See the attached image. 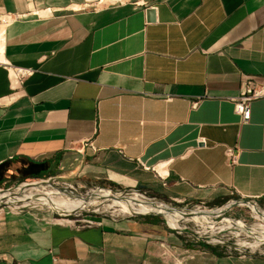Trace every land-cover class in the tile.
<instances>
[{
	"label": "crops",
	"instance_id": "1",
	"mask_svg": "<svg viewBox=\"0 0 264 264\" xmlns=\"http://www.w3.org/2000/svg\"><path fill=\"white\" fill-rule=\"evenodd\" d=\"M28 11L39 17L5 30V59L32 73L20 82L0 66V180L107 179L264 208V98L247 122L229 100L242 82L264 86V0H0V12ZM223 146L236 148L232 167ZM49 218L0 211V264H176L156 241L183 240L141 217ZM192 255L184 264H264L225 245Z\"/></svg>",
	"mask_w": 264,
	"mask_h": 264
},
{
	"label": "rangeland",
	"instance_id": "2",
	"mask_svg": "<svg viewBox=\"0 0 264 264\" xmlns=\"http://www.w3.org/2000/svg\"><path fill=\"white\" fill-rule=\"evenodd\" d=\"M70 178V177H69ZM40 180L46 181V182H39L36 187L38 190H42L40 187H44L43 185L48 184L55 188H57L59 191H62L64 193H70L74 196H86L90 194L91 190L93 189H101V190H110L113 193H120L123 195H129L128 193H137L144 198L153 199L154 201L160 202L164 205L174 207V208H192L195 209L196 207H205L210 210H217L214 215L211 217H208L203 215V212L198 214L200 216H197L198 222H191L196 220H191L188 223L185 224L184 231H177L174 229H170L166 227L167 225L172 227V219L171 217L164 215V217L167 220V224L165 221L158 219L156 217H146V216H140L141 218H145L147 220H155L158 223H160L164 228L175 235H178L182 239L187 240L188 243H198L199 246H201V243L199 241L204 242L208 246H219V245H225L229 247L230 250H241L242 252L247 253H257L261 252L264 253V236L260 233L250 234L249 232H241L234 230L235 228L239 227H253L258 229H264V221L257 216V212H262L264 214V208L261 207L258 203H255L253 205L249 200H238L234 198H228L225 200L220 201L218 204L211 205V202L208 201H170L166 198V195H158L155 192L148 190L146 188L142 187H135V188H126L122 187L121 185L115 184L113 181L107 180V179H100L96 181H89L88 179H75V180H68L61 177L53 178V177H45L43 179H36V178H28L26 180H14L10 181V179H1L0 180V190H8L9 188L15 190L18 186V184H21L22 182H30L35 181L38 182ZM25 185V184H24ZM88 185H91L93 187H90ZM72 192V193H71ZM125 193V194H124ZM76 194V195H75ZM167 194V193H164ZM14 200H20V197H24L19 195L17 192H14L13 194ZM136 198V197H135ZM28 199V196L24 197L23 200ZM23 203L22 206H20ZM20 205L14 206H0V211L2 210H14V211H23V210H30V211H39L43 214L49 216L50 218H67V219H73L77 220L79 222L81 221H91L94 220L95 217L99 216H128L124 213H110V212H93L91 209H87L86 211H82L80 214L77 213H70L69 215H66V213H69V211L66 210H76L80 208H85L86 204H79L73 201L64 200V199H57V198H48L44 200L41 204H25L24 202L17 203ZM26 206H25V205ZM32 206V207H31ZM251 206L253 210L251 209ZM51 207H61V208H55V209H49ZM40 210H50V211H40ZM220 211V212H219ZM53 212V213H52ZM64 212L65 214L63 215ZM219 213H221L220 216H217ZM203 215V217L201 216ZM159 216L160 215H154ZM207 218V219H206ZM224 219H237L240 221L230 222L226 221ZM205 220V221H204ZM224 220V221H221ZM204 221V222H202ZM221 221V222H220ZM197 222V221H196ZM202 222V223H201ZM166 225V226H165ZM202 226H204L207 229H210L212 227H217L219 229H223V231H219L214 234V236H209V234H206V236L201 235L200 231L202 230ZM237 226V227H236ZM227 227V228H226ZM173 228V227H172ZM230 228V230H229ZM233 228V229H231ZM199 229V230H198ZM248 230V229H246ZM196 231V232H195ZM223 236V237H222ZM214 238L216 240H219L216 243L210 242V240ZM229 238V239H228ZM262 238V239H261ZM199 240V241H198ZM208 241V242H205ZM242 241H245L249 243L250 245L255 244V242H260V246L256 249H251L249 247H241L240 243ZM203 245V244H202ZM215 246V247H216ZM227 249V248H226Z\"/></svg>",
	"mask_w": 264,
	"mask_h": 264
},
{
	"label": "bare ground",
	"instance_id": "3",
	"mask_svg": "<svg viewBox=\"0 0 264 264\" xmlns=\"http://www.w3.org/2000/svg\"><path fill=\"white\" fill-rule=\"evenodd\" d=\"M39 182H46V181H41V180L38 182L34 181V184L37 185V183ZM34 186H24L23 188L16 189L13 191H9V190L0 191V202L2 204H17V203L24 202L25 204H41L42 205V202L44 200L54 197L57 199L73 201L79 204H86L85 208H80L76 210H69V209L66 210V211H69V213H66V215H69L72 212L80 214L82 211H86L87 209H91L95 213L103 211V212H110V213H116V214L117 213H121V214L130 213V214H136V215H160L161 217H163V219H165L166 224H167V220L164 217V215H167L171 217L172 219L173 228L168 225L167 227L170 229L177 230V231H184V229L186 228L185 224L191 220L197 221V222L196 221H191V222L199 223L197 216H200L198 214L202 213V212L188 213L187 211L182 210V209L171 210L168 206H165V205L159 206L156 203L147 202L143 196L137 193L136 194L128 193L129 195L125 196L120 193H113V192L109 193L105 190L93 189L91 190L90 194L86 196H77L76 194H75L76 196H74L73 194L71 195L70 193H64L62 191H59L57 188L51 185H48V184L43 185L44 187L41 186L40 188L42 190L40 189L38 190ZM14 192H17L19 195L24 196V197L28 196V199L23 200L24 197H20V200H14L15 198L13 197ZM21 205H23V203ZM55 208H61V207H51L49 209H55ZM251 209L253 210L252 206H251ZM216 211L217 210H212V211L205 210V212H203V215L204 216L206 215L208 218L214 215ZM62 213L63 215L65 214L64 212ZM203 215L201 216L203 217ZM220 215L221 213H219L217 216H220ZM257 216L260 217L264 221V214L262 212H257ZM224 220L230 221V222H235V221L242 222L241 220H237V219H224ZM224 220H221V221H224ZM201 228L202 230L200 231V236L201 235L206 236V234H209V236H214L215 233L219 231H223V229H219L217 227H212L210 229H207L204 226H202ZM234 230L238 231L239 233L241 232H249L250 234L260 233L264 236V229H258V228H253V227L245 228V227L238 226V228H235ZM201 241H204V240L201 239ZM218 241L219 240H216L214 238L210 240V242H213V243H216ZM205 242H208V241L205 240ZM240 246L249 247L251 249H256L260 246V242H255V244L250 245L249 243L242 241L240 243Z\"/></svg>",
	"mask_w": 264,
	"mask_h": 264
},
{
	"label": "built area",
	"instance_id": "4",
	"mask_svg": "<svg viewBox=\"0 0 264 264\" xmlns=\"http://www.w3.org/2000/svg\"><path fill=\"white\" fill-rule=\"evenodd\" d=\"M30 13L39 17V15L36 14L35 11L33 12L28 11L24 13L0 12V66L11 69L16 75V78L20 82H23V80L32 73V69L26 67L14 66L5 59L4 56L5 30L12 23L25 19ZM258 98H264V86L258 84H250L246 82L241 83L239 94L236 97L229 99L232 102L233 112L238 116L240 122H247V120L249 119V104L250 102ZM194 105L195 103L192 106ZM196 142L201 147H208L204 139L201 137H198L196 139ZM80 147L82 149L85 147L89 148L90 150L93 149L90 141L82 142ZM223 157L226 166L232 167L233 165H235L237 163L236 148L233 146H223ZM139 164L144 170L149 169L147 166H144L142 163L139 162ZM151 169L153 170L154 168ZM154 172L160 180H163V178L160 177L157 169L154 170ZM250 202L253 205H255V202L253 200H251ZM49 221L57 224H69L77 228L88 226L93 223L92 220L79 222L77 220H73V219L70 220L67 218H49ZM156 242L159 250V256L162 259L171 260L176 264H184V260L192 258L193 256L192 254L198 251V248L200 252H203L205 248L215 247V246H208L204 242L199 241L201 245L202 244L204 245L203 249L200 250L198 243L191 244L188 243L187 240L185 239H183L179 245L169 244L162 239L157 240ZM183 257L185 258L184 260Z\"/></svg>",
	"mask_w": 264,
	"mask_h": 264
},
{
	"label": "water",
	"instance_id": "5",
	"mask_svg": "<svg viewBox=\"0 0 264 264\" xmlns=\"http://www.w3.org/2000/svg\"><path fill=\"white\" fill-rule=\"evenodd\" d=\"M146 14H147V18L148 19H151L152 18V10L151 9H147L146 10ZM25 184V185H24ZM35 184H34V182H22L21 184H18V186L17 187H15L16 189H20V188H23L24 186H34ZM88 186H90V187H93V186H91V185H88ZM15 189V190H16ZM9 191H12V189H8ZM8 190H0V191H8ZM105 190V189H104ZM105 191H107V192H111L110 190H108V189H106ZM125 194V193H124ZM144 199H146V201L147 202H153V203H156L157 205H164V204H162V203H160V202H157V201H154L153 199H148V198H144ZM9 205H11V206H14V205H16V207L14 206V208H17V205H20V204H2L1 202H0V206H9ZM28 205V204H27ZM20 206H22V205H20ZM26 206V205H25ZM165 206H167V205H165ZM32 207V206H31ZM171 210H174V209H176V210H180V209H182V210H185V211H187L188 213H197V212H205V210H207V211H210V209H208V208H205V207H196L195 209H192V208H174V207H170V206H168ZM38 209V208H37ZM38 210H40V209H38ZM47 210V209H46ZM46 210H40V211H46ZM215 210V209H214ZM47 211H50V210H47ZM212 211V210H211ZM51 212V211H50ZM53 213V212H52ZM126 215H128V216H121V217H140V216H146V217H156V218H158V219H161V220H163V221H165V219H163V217H159V216H154V215H136V214H130V213H126ZM105 216V215H104ZM109 216H112V215H109ZM216 246V245H215Z\"/></svg>",
	"mask_w": 264,
	"mask_h": 264
},
{
	"label": "trees",
	"instance_id": "6",
	"mask_svg": "<svg viewBox=\"0 0 264 264\" xmlns=\"http://www.w3.org/2000/svg\"><path fill=\"white\" fill-rule=\"evenodd\" d=\"M149 221H154L155 222V220H153V219L152 220L150 219ZM156 223H158V222L156 221Z\"/></svg>",
	"mask_w": 264,
	"mask_h": 264
}]
</instances>
